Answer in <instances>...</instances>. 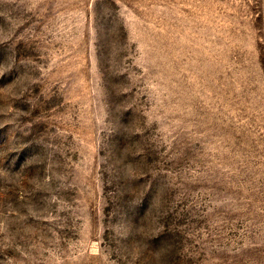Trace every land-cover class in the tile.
I'll use <instances>...</instances> for the list:
<instances>
[{
    "label": "rangeland",
    "instance_id": "374dc122",
    "mask_svg": "<svg viewBox=\"0 0 264 264\" xmlns=\"http://www.w3.org/2000/svg\"><path fill=\"white\" fill-rule=\"evenodd\" d=\"M0 264H264V0H0Z\"/></svg>",
    "mask_w": 264,
    "mask_h": 264
}]
</instances>
